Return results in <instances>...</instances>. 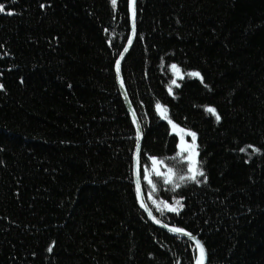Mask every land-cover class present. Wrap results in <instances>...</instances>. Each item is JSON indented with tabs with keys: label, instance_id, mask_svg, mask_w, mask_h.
I'll list each match as a JSON object with an SVG mask.
<instances>
[{
	"label": "trees",
	"instance_id": "trees-1",
	"mask_svg": "<svg viewBox=\"0 0 264 264\" xmlns=\"http://www.w3.org/2000/svg\"><path fill=\"white\" fill-rule=\"evenodd\" d=\"M0 4V264H195V245L137 198L116 80L129 0ZM137 14L123 76L151 209L196 236L209 264H264V0H138ZM173 124L196 134L206 183L178 179L189 173ZM178 199L179 215L161 203Z\"/></svg>",
	"mask_w": 264,
	"mask_h": 264
},
{
	"label": "snow or ice",
	"instance_id": "snow-or-ice-1",
	"mask_svg": "<svg viewBox=\"0 0 264 264\" xmlns=\"http://www.w3.org/2000/svg\"><path fill=\"white\" fill-rule=\"evenodd\" d=\"M117 0H111V3L113 5V7H115ZM131 4L134 6L135 5V0H131ZM5 6L3 4H0V13H5ZM6 14L8 15H12L14 14L11 11H8ZM132 17H133V23H132V30H133V35H135V10L133 7V12H132ZM128 43L131 44L132 40L129 39ZM124 51H127V48L124 49ZM121 58H123L122 54H121ZM172 69L176 70V72L179 74V69L177 67V65L173 64L171 65ZM119 68H120V61L118 60L116 62V69H117V73L119 74ZM186 75L188 77L191 78H199L201 80V82L203 83V77L201 76V74L199 72L193 71V72H187ZM184 78V74H179V79H183ZM172 85H175L176 87H179L180 85L177 83V81L175 79L172 80ZM207 87V85H205ZM121 87H123V82L121 81ZM0 90H3V85L0 84ZM169 93H172V88L169 87ZM157 111L161 112L162 115L164 113L167 112V109L162 108V106L157 103L156 105ZM206 112L211 113L213 116H215L216 122L219 123L221 117L220 115L217 113L216 109L213 107H206ZM133 115L135 116V113H133ZM170 124H172L173 122L169 119L168 121ZM133 123H136V120H133ZM173 127L175 128L176 125L173 124ZM181 131H183V129H181ZM186 135L191 136L192 137V143L188 144L186 146L185 149H183L182 151H186L188 153V155L184 158V163H186V171L187 173H189V175L185 176V175H179L178 179L180 181H191L194 183H201L204 182L206 183L207 181V177L202 169V163L200 161H198L196 159V156H198V152L196 151V146H195V138H196V134L194 132H187ZM141 139V129L139 127V125L137 126V133H136V148H137V153H139L140 151V144L139 141ZM251 147V146H249ZM246 149H241V151H245ZM254 151H259L258 149H254ZM177 156H180V153H177ZM173 159H176L175 157ZM157 163H163V161H156L153 158V165H156ZM168 173H172L173 172V168L169 167L168 168ZM147 170H145V176L144 179L148 180L149 184H152V190L153 192L156 189V185L153 184V182L151 180H149L147 174H146ZM139 171H137V182H136V191H137V198L139 200H142L141 197V184H140V179H139ZM157 176H161L163 177V183L165 185H171L173 183V179L171 176L165 174V173H161L159 171L156 172ZM199 177H203V181L199 180ZM181 185L180 184H175V186L173 188H171V191H176V189L180 188ZM151 198V197H149ZM153 203L155 204L156 201L153 200ZM161 203L164 204V208H166L168 211L170 212H175L177 215H179L180 211L183 209L184 205L182 204L181 200H176L174 205L173 204H168L167 202L162 201ZM140 206L142 208H145L146 211H148V215L150 218H152L154 220V222L159 223L158 220L155 219V217L152 216V212L151 210L148 208V206L146 204H144L143 202H141ZM157 210L162 212V209L159 208V205L157 206ZM165 227H167V225H164ZM170 231H172L173 233H178L181 234L185 237H188L189 239L193 240L195 242L196 245V250H197V255L195 257V264H209L208 262V254H207V250L205 248V246L203 245V243L201 241H199L195 236L192 235V233L186 231L183 228H179V227H174L171 228ZM49 252L52 251V247H49L48 249Z\"/></svg>",
	"mask_w": 264,
	"mask_h": 264
},
{
	"label": "water",
	"instance_id": "water-1",
	"mask_svg": "<svg viewBox=\"0 0 264 264\" xmlns=\"http://www.w3.org/2000/svg\"><path fill=\"white\" fill-rule=\"evenodd\" d=\"M133 7H134V10H135V35H133V30H132V23H133L132 12H133ZM137 17H138V14H137V0H135V5L134 6L131 4V0H129L130 34H129L128 40L131 39L132 40V43L129 44L128 43V40H127L126 45L124 47V49L127 48V51L125 52L124 49H123V51L121 53L122 56H123V58H121V54L119 56V59L118 60L120 61V68H119V74L117 73V69H116V80H117V86H118V90L120 92L122 101H123V103H124V105L126 107V110H127L128 114H129L131 120H132V123H133V120L134 119L136 120V123H133V126L135 128L136 133H137V126L138 125H139V127L141 129V139L139 141L140 151H139V153H137V148H136L135 149V153H134V161H133V181H134V186H135V189H136L137 171H139V174H140L139 175V179H140V184H141V193L140 194H141L142 200H139V199L138 200H139V203L140 204H141V202H143L150 209V207H149V205L147 203V200H146V196H145V192H144V186H143V183H142L141 158H142V145H143V140H144L143 129H142V126H141L139 117H138V115L136 113V110H135V108H134V106H133V104L131 102L130 96L128 94V91H127V88H126V85H125L124 76H123V63H124V60H125L126 56L129 54V52L131 51V49H132V47L134 45V42L136 40V34H137ZM121 81L123 82V87H121ZM133 113H135V116L133 115ZM136 194H137V191H136ZM142 209H143L144 213L146 214V216L148 217V219L155 226H157L158 228L162 229L163 231H166V232L172 234L173 236H176V237H179V238H182V239L189 240V241H191L195 245V242L193 240L189 239L188 237H185V236H183L181 234L173 233L172 231H170V229L173 228V227H170V226H168V224H166L165 222L161 221L151 211L152 212V216L155 217V219L159 221V223L154 222V220L149 217L148 211H146L145 208H142ZM164 225H167V227H165ZM207 254H208V252H207Z\"/></svg>",
	"mask_w": 264,
	"mask_h": 264
},
{
	"label": "rangeland",
	"instance_id": "rangeland-1",
	"mask_svg": "<svg viewBox=\"0 0 264 264\" xmlns=\"http://www.w3.org/2000/svg\"><path fill=\"white\" fill-rule=\"evenodd\" d=\"M137 3H138V0H137ZM172 73H173V78L177 81V83H179V81L184 79V78L179 79V74H181V71H179V74H178L176 72V70L172 69ZM174 131L177 134L179 141H180V144H179L180 153H181V155L186 157L188 155V153L186 151H182V150L185 149L188 144L192 143V137L186 135L187 131H184V130L181 131V129L178 127H175ZM195 146H196V151L198 152V150H197L198 149L197 148V138H195ZM196 159L198 160V156H196Z\"/></svg>",
	"mask_w": 264,
	"mask_h": 264
},
{
	"label": "bare ground",
	"instance_id": "bare-ground-1",
	"mask_svg": "<svg viewBox=\"0 0 264 264\" xmlns=\"http://www.w3.org/2000/svg\"><path fill=\"white\" fill-rule=\"evenodd\" d=\"M181 129V128H180ZM174 133H175V131H174ZM176 134V133H175ZM177 135V134H176ZM135 153V152H134ZM142 159V158H141ZM133 161H134V156H133ZM133 167V166H132ZM141 169H142V163H141ZM136 190V189H135ZM145 192V191H144ZM146 196V195H145ZM146 200H147V198H146ZM147 203H148V200H147ZM148 205H149V203H148ZM149 207H150V205H149ZM150 209H151V207H150ZM151 211L154 213V211L151 209ZM155 214V213H154ZM156 215V214H155ZM157 216V215H156ZM158 217V216H157ZM160 219V218H159ZM161 220V219H160ZM162 221V220H161ZM168 226H170V227H172L170 224H168ZM157 227V226H156ZM174 228V227H173ZM160 229V228H159ZM162 230V229H161ZM166 232V231H165ZM168 233V232H167ZM168 234H170V233H168ZM170 235H172V234H170ZM193 235V234H192ZM173 236V235H172ZM174 237H176V236H174ZM196 237V236H195ZM176 238H179V237H176ZM197 238V237H196ZM180 239H182V238H180ZM184 240H186V239H184ZM187 241H189V240H187ZM191 242V241H190ZM196 247V246H195Z\"/></svg>",
	"mask_w": 264,
	"mask_h": 264
}]
</instances>
